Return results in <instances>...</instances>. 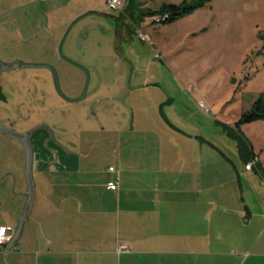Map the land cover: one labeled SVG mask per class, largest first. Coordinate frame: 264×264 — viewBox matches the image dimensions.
I'll return each mask as SVG.
<instances>
[{
    "label": "rangeland",
    "instance_id": "374dc122",
    "mask_svg": "<svg viewBox=\"0 0 264 264\" xmlns=\"http://www.w3.org/2000/svg\"><path fill=\"white\" fill-rule=\"evenodd\" d=\"M123 1L126 8L128 0ZM183 1L132 0L131 10L115 11L107 6V0H0L2 59L50 64L58 71L64 94L80 97L88 74L61 57L60 44L71 24L83 16L71 27L63 52L86 68L90 78L86 97L72 103L58 94L50 69L8 70L4 92L13 105H23L20 114L14 113L12 118L20 121L23 114L36 118L38 105L41 120L53 130L58 118L97 117L102 97L99 89L106 84L117 86L120 91L114 93L126 101L155 103L157 116L163 106L179 121V127L204 137L205 162L208 166L219 164L222 183H227L213 196L228 197L227 205L243 214L247 205L252 217H244L248 224L237 226L246 227L243 230L253 242H263L264 174L245 172L246 156L223 124L234 126L258 96L264 95V0H212L171 23L154 22L147 14L164 3ZM90 11L94 13L85 15ZM241 131L264 156V120L243 124ZM139 135L121 134L110 141L112 137L107 139L106 134H80L81 146L110 149L118 143L117 138L132 139L125 145L126 158L129 148L153 145ZM149 138L153 139V134ZM52 141H56L55 134ZM66 145L75 144L68 141ZM0 154V164L12 176L13 196L25 198L28 180L23 144L0 134ZM121 154L102 156L93 163L105 169L109 162L117 164ZM136 157L135 163L150 165L149 153L137 151Z\"/></svg>",
    "mask_w": 264,
    "mask_h": 264
},
{
    "label": "crops",
    "instance_id": "0c3cea01",
    "mask_svg": "<svg viewBox=\"0 0 264 264\" xmlns=\"http://www.w3.org/2000/svg\"><path fill=\"white\" fill-rule=\"evenodd\" d=\"M119 91L101 86L97 117L58 118L56 141L48 142L43 131L31 137L35 199L19 238L8 250L9 243L0 246V264H264V241L253 242L246 227L237 226L248 224L249 207L243 214L227 205L228 197L212 194L227 183L219 164H206L204 137L179 127L165 107L157 116L155 103L129 102L117 97ZM26 120L19 125L40 122L33 116ZM80 134H106L110 141L141 134L153 145L129 148L125 158L132 139L117 138L110 149L85 148ZM68 141L76 146L68 147ZM253 150L258 163L252 169L245 163V172L264 174L263 151L255 144ZM137 151L150 154V165L134 162ZM121 152L118 163L105 169L93 163ZM6 170L0 164V226L13 229L15 237L28 196H13ZM116 176L119 187L108 189ZM120 246L130 251L119 252Z\"/></svg>",
    "mask_w": 264,
    "mask_h": 264
},
{
    "label": "water",
    "instance_id": "95a60500",
    "mask_svg": "<svg viewBox=\"0 0 264 264\" xmlns=\"http://www.w3.org/2000/svg\"><path fill=\"white\" fill-rule=\"evenodd\" d=\"M91 13H94V12L93 11H90V12L86 13L85 15L91 14ZM82 17L83 16L79 17L78 19H76L71 24L69 30L66 32V34L63 37V40H62V42L60 44V54H61V57L64 58V59H66L70 63H72L74 65H77L78 67L83 68L87 72V74H88V80H87V83H86L84 92H83V94L80 97L75 98V99H72V98L67 97L64 94V92L62 90V87H61V84H60V79H59L58 71H57V69L54 66H52L50 64H46V63H35V62H25V61H21V60H14V61H11V62H6V61H4V60H2L0 58V75L2 74L3 71H6V70L7 71L8 70H15V69H19V68H48L53 73L55 87H56V90H57V92H58V94L60 96H62L63 98H65L66 100L71 101V102H77V101L83 100L85 98V96H86V93H87V90H88L89 81H90L89 80L90 79L89 78V72H88V70H86V68H84L80 64H78V63L74 62L73 60L67 58L64 55V52H63L64 41H65V39H66V37H67V35H68L71 27L73 26V24L76 21H78ZM0 131L2 133H4V135H6L8 137H11L13 139L19 140L23 144L24 149H25V152H26V176H27V180H28V189H27V192L25 193L28 196V202H27L26 208H25L22 216L20 217L21 220H20L19 227L16 230L15 237L13 238V240L9 243V246L7 247V250H8L9 247L12 245V243L17 238H19L20 233L22 231V227H23L24 221H26V219L28 218L29 211H30L31 206H32V204L34 202V199H35L36 187H35V181H34V176H33L34 148H33L32 142L30 140V136H31L30 132L29 133L17 132V131H15L13 129H10V128L6 127L1 122H0Z\"/></svg>",
    "mask_w": 264,
    "mask_h": 264
},
{
    "label": "trees",
    "instance_id": "16d2710c",
    "mask_svg": "<svg viewBox=\"0 0 264 264\" xmlns=\"http://www.w3.org/2000/svg\"><path fill=\"white\" fill-rule=\"evenodd\" d=\"M211 1L212 0H184L179 4L164 3L159 9H149L147 14L154 17V22L171 23L185 15L192 13L194 10L205 6ZM132 7V0H128V6L125 8V11H128L129 9L131 10ZM258 120H264V95H260L254 101L252 107L248 111L243 112L242 116L234 126L223 124V128L226 130V133L230 134L232 138L238 140L240 144V151L244 157L246 156V163L254 161L256 158H258V155L254 152L253 145L250 140L241 131V126L243 124L252 123Z\"/></svg>",
    "mask_w": 264,
    "mask_h": 264
},
{
    "label": "flooded vegetation",
    "instance_id": "af4514ba",
    "mask_svg": "<svg viewBox=\"0 0 264 264\" xmlns=\"http://www.w3.org/2000/svg\"><path fill=\"white\" fill-rule=\"evenodd\" d=\"M2 60H4V59H2ZM4 61L11 62L14 60H10V61L4 60ZM6 72H7V70L3 71L2 74L0 75V104H2L1 106H3V109H0V122L2 124H4L6 127L13 129L17 132H21V133H29L30 132V134H31L30 140L34 134H37L38 132L43 131L44 133L48 134V142H52V139L54 140V130L50 127V125L47 122L41 120L42 119V118H40L41 107H39V105L37 106L38 108L36 110V114H37L36 118L39 119V121H40L38 123H35V124L31 123L27 126L21 127L19 124L23 121L24 122L28 121L26 119H28L29 115L25 116L23 114L20 121H16L12 118L14 113L20 114L21 111L19 112V110H21V108H23V105H21V106L20 105L19 106L13 105L10 98H8L6 93L4 92V89H5L4 86L6 85V81H7L5 78ZM26 110H27V106H26ZM16 127L17 128L19 127L20 130H17ZM0 134H4V133H2L0 131Z\"/></svg>",
    "mask_w": 264,
    "mask_h": 264
},
{
    "label": "built area",
    "instance_id": "2783aa9c",
    "mask_svg": "<svg viewBox=\"0 0 264 264\" xmlns=\"http://www.w3.org/2000/svg\"><path fill=\"white\" fill-rule=\"evenodd\" d=\"M125 2L123 0H107V6L115 11L122 10ZM155 20V19H154ZM201 106H205L203 102L200 103ZM258 158L254 161L246 164V169H252L253 165L257 162ZM109 170L111 172H115V167H110ZM120 178L116 176L111 182L108 183V189L116 190L119 187ZM14 238V230L7 226H0V246L4 248V246L10 243ZM119 252H128L130 249L127 246H120L118 248Z\"/></svg>",
    "mask_w": 264,
    "mask_h": 264
}]
</instances>
